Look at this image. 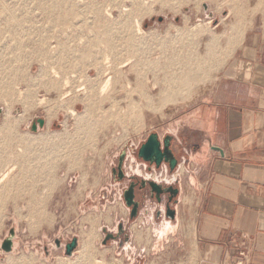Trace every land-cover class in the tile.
<instances>
[{"label": "rangeland", "instance_id": "obj_1", "mask_svg": "<svg viewBox=\"0 0 264 264\" xmlns=\"http://www.w3.org/2000/svg\"><path fill=\"white\" fill-rule=\"evenodd\" d=\"M262 22L264 0H0V172L13 167L0 184V264H197L195 246L172 234L164 215L155 217V200L138 196L130 219L122 192L132 176H156L135 153L160 128L155 118L163 124L234 69L235 49ZM37 117L45 125L32 131ZM123 151L126 177L118 180L112 167ZM103 175L120 186L112 191ZM10 229L16 239L4 252ZM133 234L135 250H121Z\"/></svg>", "mask_w": 264, "mask_h": 264}, {"label": "crops", "instance_id": "obj_2", "mask_svg": "<svg viewBox=\"0 0 264 264\" xmlns=\"http://www.w3.org/2000/svg\"><path fill=\"white\" fill-rule=\"evenodd\" d=\"M234 54V69L229 65L201 94L166 113L163 124L154 121L160 137L172 135L179 163L173 173L162 164L163 170L153 167L149 174L166 173L178 186L172 234L195 246L197 264L232 261L238 249L247 251L248 264H264L263 22L246 32ZM103 178L112 191L121 184ZM119 200L112 201L114 209L121 208ZM141 214L150 216L148 206ZM133 235L121 250H135Z\"/></svg>", "mask_w": 264, "mask_h": 264}, {"label": "water", "instance_id": "obj_3", "mask_svg": "<svg viewBox=\"0 0 264 264\" xmlns=\"http://www.w3.org/2000/svg\"><path fill=\"white\" fill-rule=\"evenodd\" d=\"M159 20H162L160 17ZM1 116V109H0ZM45 125V120L43 118L37 117L35 120L31 122V130L36 131L38 128H43ZM172 135H165L160 137L157 132H151L147 136L146 140L143 141L136 151V156L138 159L143 160L144 162L149 163L150 165H154L156 169L160 168L162 164H166L170 173L178 166V157L176 156L173 148H172ZM125 157V151L121 153L118 158V163L116 167L112 168V174L115 177L117 175L118 180H122L126 177L123 171V161ZM136 178L132 176L131 179ZM140 179V187H144L148 185L152 193H155L157 201H160V194L162 192H169L171 200L173 197L177 196L179 193V188L174 187L173 184H169L164 186L162 182H158L152 179ZM122 198L127 207L130 208V219H133L138 214V207L140 206V201L137 199L136 191H135V183L130 182L128 187L125 188L122 192ZM143 198V197H142ZM177 202V199L173 201ZM175 209L166 204L165 207V216L174 219L175 218ZM160 211H157V216L159 217ZM118 230H121V225L118 227ZM13 237H14V229L9 230V234L4 240L1 242V249L4 252H10L13 248ZM107 237H115L112 234H107ZM56 245L59 246L60 242L56 240ZM78 245L77 237H73L69 242L65 244V254L70 256Z\"/></svg>", "mask_w": 264, "mask_h": 264}, {"label": "flooded vegetation", "instance_id": "obj_4", "mask_svg": "<svg viewBox=\"0 0 264 264\" xmlns=\"http://www.w3.org/2000/svg\"><path fill=\"white\" fill-rule=\"evenodd\" d=\"M146 140V139H145ZM144 140V141H145ZM140 144H141V142L140 143H138L136 146H135V150L137 151V149H138V147L140 146ZM136 151H135V153H136ZM125 159V158H124ZM140 161H142L144 164H146V166L145 167H147L149 170H153V167H154V169L155 170H163V165L160 167V168H158V169H156L155 168V166L152 164V165H150L149 163H147V162H144L143 160H141V159H139ZM117 163H118V159H117ZM123 163H124V161H123ZM117 166V165H116ZM115 166V167H116ZM113 168V167H112ZM164 172H166V173H170V171H169V169H168V166L165 164V168H164ZM150 175V174H149ZM116 178H117V175L115 176ZM153 177V176H152ZM150 177H148V179H149ZM163 178V177H162ZM118 179V178H117ZM142 179V178H141ZM159 180V177H157V176H155V177H153L152 178V180H155V181H157V180ZM164 179L166 180V181H168V182H162L163 184H164V186H167V185H169V184H172V183H169V182H171L172 180H168L166 177H164ZM130 182H134L135 183V191H136V196H137V199H138V196L139 197H145L146 195H148V196H150L151 197V199L152 200H155L157 203H158V208H157V210H156V212H155V217L158 219V218H160L162 215H164L165 216V207H166V204H168L170 207H172L171 205L172 204H174V200L175 199H177V196H175V197H173L171 200H169V197H170V193L169 192H162L161 194H160V201L158 202L157 201V198H156V195H155V193H152L151 192V190H150V187L148 186V185H146V186H144V187H140L141 185V183H140V179L139 178H130L129 179V183ZM173 186L174 187H178L176 184H173ZM163 202V205H164V207H160V205H161V203ZM157 211H160V215H159V217L157 216ZM166 217V216H165ZM166 218H168V217H166ZM170 219V218H169ZM163 222H168V226H171V223L168 221V219H164V221ZM163 222H162V224H163ZM158 228H160L161 226L159 225V226H157Z\"/></svg>", "mask_w": 264, "mask_h": 264}, {"label": "bare ground", "instance_id": "obj_5", "mask_svg": "<svg viewBox=\"0 0 264 264\" xmlns=\"http://www.w3.org/2000/svg\"><path fill=\"white\" fill-rule=\"evenodd\" d=\"M111 2V1H110ZM138 2V1H137ZM89 6H90V4H89ZM101 9V8H100ZM48 11V10H47ZM124 11V10H123ZM126 11V10H125ZM96 13H94L96 16H101L102 14H103V12L102 11H100L99 12V10L97 9L96 11H95ZM110 13V12H109ZM198 25H200V24H198ZM197 25V26H198ZM196 26V25H195ZM12 27V26H11ZM194 27V26H193ZM201 28V27H200ZM69 29V28H68ZM195 29V28H194ZM198 29V28H197ZM205 29H206V27H205ZM208 29V28H207ZM141 28H140V24L138 23V22H136V24H135V31H136V33H141ZM192 30V29H191ZM193 31V30H192ZM199 31V30H198ZM197 31V32H198ZM205 31H207V30H205ZM76 32V31H75ZM194 32H196L195 30H194ZM193 32V33H194ZM196 32V33H197ZM240 32L238 31V34H239ZM214 36H216V35H214ZM238 37V36H237ZM236 37V38H237ZM230 38V37H229ZM42 40V39H41ZM216 40V39H215ZM93 42V41H92ZM211 42V41H210ZM212 43V42H211ZM211 43H209V45H211V47H212V45L213 44H211ZM213 43H215V42H213ZM94 44H96V43H94ZM230 44V43H229ZM215 45V44H214ZM213 45V46H214ZM216 46V45H215ZM214 46V47H215ZM229 46V45H228ZM231 46V45H230ZM92 47V46H91ZM95 47V46H94ZM209 48H210V46H209ZM213 48V47H212ZM219 48V47H218ZM232 48V47H231ZM99 49V48H98ZM217 49V48H216ZM223 49V48H222ZM209 50V49H208ZM225 50H227V49H225ZM229 50V49H228ZM228 50H227V53H228ZM89 51H90V49H89ZM220 51H221V48H220ZM222 52V51H221ZM223 52H224V54H225V51L223 50ZM222 52V53H223ZM43 53V52H42ZM94 53V52H93ZM216 53V52H215ZM105 54V53H104ZM223 55V54H222ZM226 55V54H225ZM231 55V54H230ZM57 56V55H56ZM95 56V55H94ZM226 57V56H225ZM225 57H224V59H225ZM126 59V58H125ZM110 58L108 57V55L107 56H103L102 58H101V60H100V67H103L102 68V72L104 73V74H107V73H109V71H111L110 70V65L111 64H109L110 63ZM126 61V60H125ZM218 61V60H217ZM222 62V61H221ZM122 63V62H121ZM123 65V64H122ZM112 66V65H111ZM195 66H196V64H195ZM201 66V65H200ZM95 67V66H94ZM97 67V66H96ZM191 67V66H190ZM189 67V68H190ZM198 67V66H197ZM216 67V66H215ZM76 68V67H75ZM121 68V67H120ZM99 69V68H98ZM101 70V69H100ZM113 70V69H112ZM116 70H117V68H116ZM193 70V69H192ZM190 71V70H189ZM195 71H196V69H195ZM101 72V71H100ZM182 73V72H181ZM186 74V75H185ZM187 74H188V72L187 73H184V74H181V77L180 78H183L184 76L186 77L187 76ZM101 75V74H100ZM111 76V75H110ZM71 77V76H70ZM113 77V76H112ZM172 77V76H171ZM173 78V77H172ZM109 79V77H107V79H104L103 80V82H102V84H101V86L99 87V89H98V93H99V96H102L103 95V93L105 92V90H106V87H107V85H108V80ZM171 79V78H170ZM175 79H176V77H175ZM169 80V79H168ZM76 81V80H75ZM102 81V80H101ZM167 82V81H166ZM0 83H2V81H0ZM64 83V82H63ZM3 84V83H2ZM1 84V85H2ZM66 84H67V82H66ZM65 84V85H66ZM70 84V83H69ZM82 87V86H81ZM81 87H80V89L79 90H81ZM97 87V86H96ZM62 88V87H61ZM166 88V87H165ZM169 88V87H168ZM168 88H166L165 90H163V93H167L169 90H168ZM1 90L2 89H0V92H1ZM78 89L76 90V91H79ZM177 90V89H176ZM3 93V92H2ZM108 93V92H107ZM66 94V93H65ZM65 94H64V96H63V94L62 95H60L61 97V99H64V97H65ZM169 94V93H168ZM167 94V95H168ZM166 95V94H165ZM98 96V97H99ZM105 96V95H104ZM20 97V96H19ZM154 106V105H153ZM90 107V106H89ZM72 108H70V109H68L69 110V112H70V114L71 115H76V112H74V110H71ZM86 109H89V108H87L86 107ZM158 110V109H157ZM49 112V111H48ZM86 115V114H85ZM136 115V114H135ZM77 116V115H76ZM27 117V116H26ZM80 121V120H79ZM98 122V121H97ZM11 125V124H10ZM82 153V152H81ZM11 167V166H10ZM12 170H13V167L10 169L9 168V170H2L1 172H0V184L3 182V181H5V179L8 177V175L12 172ZM108 234H110V233H108ZM113 235V234H112ZM114 236V235H113ZM93 263V262H92ZM98 264H106V263H104V262H102V261H99V262H97Z\"/></svg>", "mask_w": 264, "mask_h": 264}, {"label": "built area", "instance_id": "obj_6", "mask_svg": "<svg viewBox=\"0 0 264 264\" xmlns=\"http://www.w3.org/2000/svg\"><path fill=\"white\" fill-rule=\"evenodd\" d=\"M221 264H248V254L245 249H238L237 255L232 261H223Z\"/></svg>", "mask_w": 264, "mask_h": 264}]
</instances>
